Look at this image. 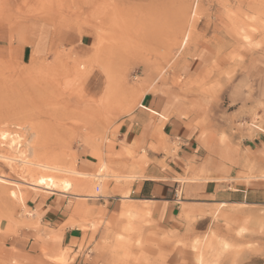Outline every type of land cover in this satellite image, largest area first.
I'll return each instance as SVG.
<instances>
[{"label":"rangeland","instance_id":"obj_1","mask_svg":"<svg viewBox=\"0 0 264 264\" xmlns=\"http://www.w3.org/2000/svg\"><path fill=\"white\" fill-rule=\"evenodd\" d=\"M161 84L220 144L264 140V0H0V132L8 135L0 140V264L91 260L83 253L93 236L61 249L27 208L61 192L30 186L39 176L81 179L21 161L91 175L87 189L66 192L75 199L59 229L94 234L103 214L84 199L126 179L109 162L100 166L116 158L118 123ZM255 147L240 152L239 165L240 180L261 193L256 206L216 205L201 232L185 214L181 240H166L172 251L157 256L141 235L150 215L129 207L118 215L129 239L102 241L114 264H264V141Z\"/></svg>","mask_w":264,"mask_h":264},{"label":"crops","instance_id":"obj_2","mask_svg":"<svg viewBox=\"0 0 264 264\" xmlns=\"http://www.w3.org/2000/svg\"><path fill=\"white\" fill-rule=\"evenodd\" d=\"M199 120V114L189 113L178 94L161 84L155 92L147 93L139 106L118 123V136L111 155L116 158L104 157L100 166L102 171L109 162L111 169L126 179L111 183L106 195L95 200L84 199L88 207L103 214V217L96 218L98 230L94 234H83L77 229H59L67 221V209L75 199L63 191L52 193L45 200L37 198L29 202L27 208L32 212V220L39 227L52 231L54 242L61 249L72 241L80 242L84 235L85 242L93 236L94 242L85 247L83 253L91 260L86 263L79 259L73 264H114L102 241L107 238L111 241L115 236L129 239V234L122 232L123 226L129 222L127 218L118 217L129 207L150 215L144 219L147 225L143 224L141 235L153 244L148 247V252L157 256L172 251V245L166 247V240H181V232L189 223L185 214L195 218L192 228L201 232L198 225L207 219L203 213L213 210L216 205L256 206L261 193L255 189L254 183L240 180L245 175L239 165L240 152H255L256 143H262L263 137L255 135L252 140H247V146L242 143V148L239 141L234 140L220 144V135L203 134L197 124ZM237 144L240 152L235 150ZM93 165L92 168L84 167L94 169L95 161ZM82 175L86 177L74 184L79 190L87 189L88 179L92 178L88 174ZM95 190L99 192L98 188ZM128 190L130 194L122 196ZM34 234L28 233L31 239ZM161 241H164L163 246L154 250V243Z\"/></svg>","mask_w":264,"mask_h":264},{"label":"bare ground","instance_id":"obj_3","mask_svg":"<svg viewBox=\"0 0 264 264\" xmlns=\"http://www.w3.org/2000/svg\"><path fill=\"white\" fill-rule=\"evenodd\" d=\"M245 39V38H244ZM14 133V132H13ZM7 134L6 133H1L0 132V140H5L7 138ZM11 136V135H9ZM12 138V137H11ZM19 140V139H18ZM18 140L16 141L15 138L10 140V147H13L14 145H16V143L18 144ZM8 141V140H7ZM3 145V143H1ZM6 144V143H5ZM7 145V144H6ZM1 146V145H0ZM1 157V156H0ZM2 158V157H1ZM3 159L5 160H13L11 158L8 157H3ZM29 160V159H28ZM34 160V159H33ZM16 162V161H15ZM21 163L23 164H27V165H31V166H35L37 168H40L44 171L47 172H51L52 174H60V175H68V176H76L77 178H85L86 176L79 174V173H74L62 166H60L58 163L54 162V161H46L43 164L38 163H27L26 161L23 162L21 161ZM35 179V178H34ZM2 178L0 177V181L2 182ZM41 181H43V183H41ZM33 184H30V186L38 187V188H43L46 191H58L59 189H61V191L63 192H67L69 191L72 186L74 185V182L72 183V181L69 180H58L53 176H39L37 179L34 180V182H32ZM76 183V182H75ZM28 184V183H27ZM96 188V187H95ZM10 197L11 198H17V194L14 191L10 192ZM220 206H224V204H220ZM127 224V223H126ZM130 227V226H129ZM134 230V229H133ZM123 237V236H122ZM126 239V238H125ZM128 240V239H127ZM44 254V253H43Z\"/></svg>","mask_w":264,"mask_h":264},{"label":"snow or ice","instance_id":"obj_4","mask_svg":"<svg viewBox=\"0 0 264 264\" xmlns=\"http://www.w3.org/2000/svg\"><path fill=\"white\" fill-rule=\"evenodd\" d=\"M41 183H43V181H41Z\"/></svg>","mask_w":264,"mask_h":264}]
</instances>
